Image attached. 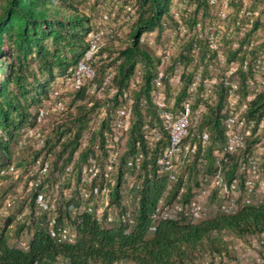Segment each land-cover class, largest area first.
<instances>
[{
  "label": "trees",
  "instance_id": "1",
  "mask_svg": "<svg viewBox=\"0 0 264 264\" xmlns=\"http://www.w3.org/2000/svg\"><path fill=\"white\" fill-rule=\"evenodd\" d=\"M124 1L129 4V8L133 9L136 16L129 24L124 44L116 49L117 65L114 68L111 85L116 87L117 91L113 97L95 98L87 85L83 84L76 92L78 97L85 100L84 105L77 108V113L68 111L64 114L66 120L61 119L58 124H67L66 127L47 135L46 144L48 148H51L60 141L61 136L68 129L74 130L72 135L60 142L61 149L55 150L52 171L49 176L44 177V181L50 183V188L51 184L57 181L59 187L60 185H62L61 188L65 187L68 176L66 180H61L60 176L65 174L64 167L71 161H73L72 172L75 171L79 179L81 166L87 160L93 140L96 136H102L104 129L109 128L114 117L113 113L122 110L125 101L120 93L128 87L133 73L140 65L142 80L138 88L132 92L134 99L132 121L125 132L128 138L126 149L120 154L116 170L118 184L111 193L114 199L111 201L120 203L121 200H118V197L123 183L120 178L121 167L129 157H134L139 151L142 152L143 158L139 168L135 166L138 170L139 205L134 211V222L130 226L115 223L106 227L95 221L90 213L72 215L68 206L71 203L77 204L81 200L77 196V190L68 197L60 193L55 224H61L64 219L75 223L78 230L76 241L63 243L53 238L48 231L45 212L37 216L32 214L34 218L29 228L32 227L35 232L27 249L18 248L9 242L11 234L9 227L13 217L8 214L0 220V264H93L94 262L112 264L114 260L122 258L132 260L135 264H201L211 251L223 249L225 234L246 237L264 230V203H252L239 206L235 213L226 214L218 210L217 213L198 221L187 218L164 220L158 223L152 234H149L148 228L152 223L150 213L159 197L168 191L167 177L156 164V157L169 143V137L168 132L161 131V137L153 145L148 144L144 137L145 124L149 123L151 126L157 125L162 128L157 106L150 97L159 59L144 47L139 37L145 31L153 29H157L159 35L162 34L164 16L171 17L172 0ZM239 1L232 0V6L237 7ZM261 1L264 2V0ZM80 3L81 0H0V152L5 158L0 167L11 161V148L17 138L22 136L20 131L30 119L31 105L44 100L52 79L57 75L69 74V68L78 62L88 45L89 32L93 24L91 16L81 9ZM198 7L202 8V15L207 13L208 0H199L197 8L191 15L192 18L186 19L189 25L197 20ZM254 18L255 23L249 28L251 32L258 28V24L264 23V18H261L259 14ZM195 43H197L199 58L182 76L175 98L176 107L186 96L194 73L198 70L197 63L200 64L205 57L211 59L207 44L202 39L195 40ZM110 44L100 46L97 52L98 58L94 63L96 74L93 80L95 81L105 77L109 63L113 62L111 58L109 62L105 59L104 52L112 51ZM179 47V51L171 56L169 70L177 61L183 62L184 65L193 63L190 55L194 48L193 40H183ZM234 58H236L235 52L232 53L230 60ZM207 66L208 64L203 66V74L208 72ZM251 72V69L245 71L241 66L239 68L240 92L243 93L241 102L245 99V84ZM164 81L166 84L165 79ZM200 90V87L196 90L193 108L202 101ZM216 93L215 101L212 103L205 101V108L197 125L190 129L191 134L202 130L209 134V141L203 154L204 173H211L214 170V150L221 149L225 141L223 125L226 106L225 88L221 84L218 85ZM167 95L171 96L168 84ZM90 102L93 104L92 108L98 105L97 102H101V110L105 114L101 116L100 124L92 132L89 144L82 148L80 142L83 130L89 124L87 104ZM244 115L257 121L264 117V89L257 93L255 98L247 101ZM59 127L60 125L57 126ZM53 135L56 136V142L50 143V136ZM190 137L189 134L186 138ZM250 140L242 150L231 155L228 162L223 165L225 177H238L241 182L239 204L243 198L239 161L251 149L252 141ZM33 148L23 157L21 163L24 169L23 174L41 151ZM100 149L99 159L106 158L108 150L103 143L100 144ZM198 156L180 167V175L182 177L186 175L187 178L185 201L192 195L191 181L198 173ZM16 164L19 166L18 163ZM7 177L1 176L3 179ZM22 178L23 176H20V179ZM173 192L171 190L167 193L169 200ZM0 193H2L1 190ZM214 197H216L215 194H213ZM27 198L30 200H23V202L30 203L34 209L33 193H30ZM25 224L26 222H18L15 236Z\"/></svg>",
  "mask_w": 264,
  "mask_h": 264
},
{
  "label": "built area",
  "instance_id": "2",
  "mask_svg": "<svg viewBox=\"0 0 264 264\" xmlns=\"http://www.w3.org/2000/svg\"><path fill=\"white\" fill-rule=\"evenodd\" d=\"M119 2V0H113ZM175 1V0H174ZM198 5L199 0H194ZM232 0H208L210 6H219L218 16L221 19L227 17L229 7ZM173 3L171 5V11ZM177 8V7H175ZM171 14V13H170ZM176 18V27L170 30L174 34L193 40L194 48L191 50L193 62H197V47L195 40L202 39L211 51V60L207 66V73L198 69L193 76L190 87L186 93L182 103L176 107L175 98L179 89V84L183 74L189 70V65H182L181 70L164 66V61L168 59L166 50L160 51V47L155 49V55L159 59V63L155 70L154 85L150 91V97L157 106L159 117L161 119L162 128L157 125H144V137L148 144L153 145L161 137V131L168 132L169 143L159 152L156 157V164L165 173L168 180V191L159 197L154 205L150 216L152 223L149 226V234H152L159 222L164 220H181L183 218L192 221L205 219L210 212L213 211L212 198L215 194L219 200L216 209L226 214L235 213L239 206L244 204H262L264 203V142L250 149L246 155L239 161L240 172L242 173V202L238 203L241 195L240 180L238 177L227 178L224 174L223 165L228 162L229 157L238 153L244 148L247 142L252 138H262L264 130V117L257 121L254 118L246 117L244 109L247 102L241 108H238L239 99L241 98L240 83L235 72L237 67L229 64L224 71L222 66L227 63L226 56L222 53L220 47V39L230 32L213 27L211 23H205L201 20L195 21L189 25L184 18L181 20L180 11L173 12ZM258 11L249 10L240 6L237 11V18L232 24L239 31L248 30L253 26L254 19ZM172 16V14H171ZM247 20V22H244ZM157 30V29H155ZM148 30L139 37L140 42L148 43L149 46L155 44V38L150 34L155 31ZM164 30V29H163ZM117 35L112 27L96 25L89 32L88 45L80 57L78 62L69 68L68 75H58L51 80L48 86L47 98L42 102L32 105L30 109V119L21 129L22 146L29 143L34 148L40 149V153L27 167V171L23 174L24 169L17 166L15 161H10L5 166L0 167V185L5 179L1 176H8L10 179L22 183L20 188L8 192L3 197L0 204V220L8 215L9 209L14 206L17 200H24L30 193H33L34 209L30 211L34 216L47 213V227L50 235L58 242L74 243L78 238V230L75 223L68 219H64L61 224L56 225L57 202L62 193L65 197L72 195L77 190V196L81 199L79 203H71L69 212L72 215H79L87 212L93 215L95 221L100 225L110 227L112 224L121 223L130 226L134 222V211L139 205V195L137 189L139 182L137 179V168L143 158V153L138 152L134 157H129L121 167V176L123 183L120 186V195L117 203L111 196L118 182L116 170L119 165L120 154L125 149L122 148V138L129 129L132 121L133 111L132 104L134 102L132 92L138 88L142 80V72L137 68L133 73L129 85L120 93L121 98L125 101L121 111L113 113V119L109 128L104 129L102 136H96L93 140L90 153L87 160L81 166L79 179L75 171L72 172L73 161L64 167L65 174L61 175V180H66L67 185L61 188L59 182L51 184L44 181V177L49 176L52 171L55 150L60 147V142L73 134L72 128L61 136L60 141L56 142V136H50V143L56 144L47 147V135L55 133L66 127L65 124H58L61 119H57L50 128L46 129L45 124L51 117L61 115L68 100L86 84L89 91L95 98H103L105 94L113 97L117 88L111 85L114 69L109 67L103 80L97 85L94 82L96 74L94 63L98 58L97 52L100 46L111 42ZM181 45V44H180ZM233 45H237L233 42ZM252 46V44H250ZM248 45L244 46L247 49ZM236 55L243 54L242 48H237ZM216 58V63L211 62ZM240 66L244 70H250L246 87L249 88L246 99L247 101L255 98L256 94L264 89V52L255 54L250 60L243 57ZM166 80V84L165 81ZM167 84L170 86L171 96L167 95ZM222 85L225 88V116L223 118L224 125V145L221 149L214 150V170L206 174L204 180L208 185L198 190H192V195L185 201L184 194L186 192L187 178L180 175V167L192 161L197 157L198 162L203 166L209 134L207 131H194L191 134V127H195L199 117L205 108V101L212 103L217 98V86ZM201 88V102L193 108L195 102V93ZM73 96V97H74ZM81 99V98H80ZM82 101V100H79ZM91 104V102L89 103ZM62 110V111H61ZM103 111V110H102ZM101 111V112H102ZM103 114H105L103 112ZM66 119H63V121ZM57 128V126H59ZM98 127V124H89L83 130L80 146L84 148L92 139V132ZM190 134V138L186 137ZM195 136V138H194ZM194 138V139H193ZM103 143L107 148L106 158L99 159L100 144ZM137 166V168H135ZM20 176H23L20 179ZM7 177V178H8ZM173 190L171 200L168 194ZM211 198V200H210ZM256 202V203H255ZM25 212L26 209H24ZM22 212V211H21ZM25 212L17 215V219H22ZM21 232L16 246L21 249H27L35 230L30 227L28 231ZM224 247L221 250H213L207 254V257L201 264H264V230L258 234L248 235L246 237L234 234H225ZM112 264H135L129 259H117Z\"/></svg>",
  "mask_w": 264,
  "mask_h": 264
},
{
  "label": "rangeland",
  "instance_id": "3",
  "mask_svg": "<svg viewBox=\"0 0 264 264\" xmlns=\"http://www.w3.org/2000/svg\"><path fill=\"white\" fill-rule=\"evenodd\" d=\"M172 3H173V6H172L173 11L170 12L172 16L171 17L169 16L166 17V15L164 16V20L162 21L164 30L162 31V34L159 35L158 30H155V29H154L155 31L150 34L151 39L155 38V44L153 46H149L148 43L141 42L144 45V47H146V49H148L154 56H155V51H156L155 49H157L158 47H160L159 49L162 52L163 50H166L168 54V59H166L163 64L166 67L170 66L171 56L175 55L177 51H179L180 44L183 43V40H186L185 37L182 39H178V37H182V36H180L179 34H174L170 30V28L173 29V27L174 28L176 27V18L174 17L173 12L175 10L180 11V13L182 14L181 20L184 21V18H185V21H186L188 17L192 18L191 15H193L194 10L197 8V5L195 7L196 2H194V0H175V1L172 0ZM128 5L129 4L125 2L124 0L119 1V2L113 1V0H81V3H80L81 9L91 16V22L93 24V27H95L96 25H103L107 27H112L117 32L116 38H114L111 42H109L111 43L110 48H112V51L104 52L106 54L105 59L107 60V62H109V58L113 59V62L109 63L110 64L109 67L113 69L117 65V61H115L116 49L117 47H121L124 44V40L129 30V24L136 16L133 9L129 8ZM240 6H243L249 10L258 11V14L261 16V18H264V2H262L261 0H240L237 4V7H233L231 3V6L229 7V12L227 13L228 15L225 19H221L218 16V10L220 9L219 6L209 5L207 13L203 15H202V12H203L202 8L198 7L199 9L198 17L199 18L197 17V20H201L205 23H211L213 24V27H218V28H221L222 30L227 29L230 32L229 34L224 35L220 39V42H221L220 47L222 48L221 51L226 56V61H227L225 66H222L221 68H222V71H224L225 68H227L230 63L236 66L237 69H236L234 76L237 77L238 80H239L238 72L240 68V62L242 61L243 57L250 60L256 53L258 54V53L264 52V23L262 22L260 23L259 21L260 24H258V28L253 32L250 31L251 29L239 31L232 26V24L237 18V11ZM253 19L255 20L254 17ZM244 22H247V20H244ZM233 42H236L237 45L234 46ZM250 44H252V46ZM156 45H158V47H156ZM245 45H248L247 49H244ZM240 47L242 48V51H244L243 54L236 55V58L230 60V58L232 57V53H234V51ZM253 49L254 51H252ZM197 55L199 54L197 53ZM209 60L211 59L207 57L203 58L200 64L197 63L196 67H198V69L204 70L203 66H205V64H208ZM211 63L212 64L216 63L215 57ZM183 64H184L183 62L177 61L172 66L173 67L175 66V68H178V70H181V66ZM193 64H195V62L191 63L189 67H191ZM139 70L142 72V68L140 65H139ZM249 77L254 78L255 75L252 74ZM102 80L100 81L94 80V82L98 85ZM245 90H246L245 99L242 102H241V98L239 99L238 108H241L243 104L247 102L246 96L249 91V88L245 87ZM242 94L243 93L241 91V96ZM73 96L74 94L70 97V100H68L69 104L65 106L66 108L62 109L63 112L61 115H57L56 117H51L50 120L46 122L47 123L45 124L46 129L50 128L51 125L55 123L57 119H66L64 114H66L68 111H71L72 113H77L78 112L77 108L82 107L84 105L83 103L85 102V100L80 99L78 95H75L74 97ZM107 96H108L107 94L104 95V97H107ZM79 100H82V101H79ZM97 104L98 105H96L94 108L91 107L93 106V104H87L89 124L99 125L101 122V116H103V112H101L102 111L101 102L100 103L97 102ZM21 139H22V136L18 137L16 142L13 144L11 148V151H12L11 161H15L16 163H18V165L22 169L23 166L21 165V163L23 161V157L33 147L29 143H26L25 146L24 145L22 146ZM127 139L128 138L126 137V135H124L122 138V148L123 149H126ZM252 139H256V140H250L252 141L251 149H254L256 146H258L261 143L262 140L264 142V130L262 132L261 139H258V138H252ZM59 148L61 149V147ZM59 148L56 150H59ZM262 158L264 160V154L262 155ZM4 159H5L4 154L0 152V165L3 164ZM197 166H198L197 176L193 177V181H191V187L194 190H198L202 188L203 186L208 185L206 181L204 180V177L206 174L210 173V172L204 173L205 167L201 166L199 162H197ZM19 185H22V183L6 178L4 182L2 183V185H0V190L2 191V193H0V204H1L3 197L5 196V193L9 191H14L15 188H18V187L20 188ZM27 197L24 200L31 199V197L30 199H28ZM218 200L219 198L217 196L212 199V203L214 207H213V211L210 212L208 216L218 212V209H216ZM31 206L32 205L28 202H23V200H17L16 204L9 209L8 216L13 217L12 219L13 222L11 223V226L9 227V230H10L9 233H11L9 236V242L11 244L16 245V241L20 233L21 232L25 233L24 232L25 230L28 231L29 225L32 219L34 218L32 216V213H30V211L33 210ZM24 209H26L27 212H25ZM21 211L25 212V215H23L22 219H17V215L21 214L22 213ZM18 222L19 223L26 222V224L24 227L19 229L18 235L15 236L14 233L16 232V226ZM93 264H97V263L94 262Z\"/></svg>",
  "mask_w": 264,
  "mask_h": 264
},
{
  "label": "clouds",
  "instance_id": "4",
  "mask_svg": "<svg viewBox=\"0 0 264 264\" xmlns=\"http://www.w3.org/2000/svg\"><path fill=\"white\" fill-rule=\"evenodd\" d=\"M171 5H172V2H171ZM53 80V79H52ZM51 82V81H50ZM50 84V83H49ZM48 92V91H47ZM48 94V93H47ZM45 98H47V96L45 97ZM44 98V99H45ZM43 101V100H42ZM42 101H39V102H42ZM39 102H36V103H34L33 105H35V104H37V103H39ZM32 108V105H31V107H30V109Z\"/></svg>",
  "mask_w": 264,
  "mask_h": 264
}]
</instances>
